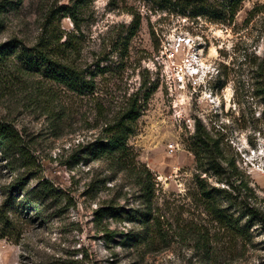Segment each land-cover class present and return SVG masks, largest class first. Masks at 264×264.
<instances>
[{"label": "rangeland", "instance_id": "rangeland-1", "mask_svg": "<svg viewBox=\"0 0 264 264\" xmlns=\"http://www.w3.org/2000/svg\"><path fill=\"white\" fill-rule=\"evenodd\" d=\"M70 3L24 0L18 12L4 13L0 42L14 37L34 42L48 10ZM125 5L141 17L126 52L119 41L133 18ZM256 6H264V0H245L228 25L212 21L204 12L182 14L148 0L89 3L80 17V61L83 68L102 70L96 78L95 96L100 99L68 100L58 87L69 113L58 133L30 105L36 87L52 84L33 76L18 80L11 72L0 71V116L10 117L32 141V173L61 193L39 219L23 227L21 241H0V264H198L192 242L178 234V225L194 219L209 226L195 202L196 182L203 179L226 188L218 178L229 170L223 160H217L218 173L207 169L205 151L194 144L197 124L218 142L221 156L234 162L258 197L259 213H264V116L251 80L252 70L264 60V8L249 16ZM56 24L67 33L75 30L68 17ZM186 59H196L193 66L199 71L181 84L175 71L186 67ZM143 83L142 92L149 97L128 146L136 163L153 175L154 204L160 215L173 223L170 228L164 222V239L156 237L151 246L125 240L127 232L137 228L135 223L111 217L102 224L95 222L99 207L111 201L120 211L138 208V193L124 174L108 171L105 162L84 155L85 147L101 136L105 118ZM36 182L32 178L29 185ZM102 225L117 234L109 238ZM251 233V242L237 250L232 261L223 257V245L217 244L220 264H264V223L255 221Z\"/></svg>", "mask_w": 264, "mask_h": 264}, {"label": "trees", "instance_id": "trees-1", "mask_svg": "<svg viewBox=\"0 0 264 264\" xmlns=\"http://www.w3.org/2000/svg\"><path fill=\"white\" fill-rule=\"evenodd\" d=\"M93 1L71 0L69 5L49 9L45 20L39 24L34 42L30 44L16 37L0 42V71L11 72L10 76L18 80L33 76L41 77L52 84L53 87L45 83L36 87L35 99L30 105L34 111L45 116L49 129L54 133L61 131L64 122L69 118L67 101L60 98L58 87L64 90L68 100L88 97L100 99L95 96L98 89L96 78L102 74V70L99 67L96 70L83 68L80 61V17L85 7ZM148 1L157 5L173 6L182 14L187 11L204 12L212 21L230 25L245 0ZM23 2L24 0H0V26L3 24L4 13L18 12ZM263 8L264 6L254 7L249 16L261 12ZM5 9L8 11H4ZM125 10L133 19L125 30L126 35L119 41L124 52L129 48V43L141 24L140 14L132 6L125 5ZM65 17L73 21V32L67 33L56 24ZM251 73L253 95L262 104L261 114L264 116V60L257 63ZM145 85L143 83L129 95L123 106L111 117L105 118L101 136L85 147L84 155L87 159L105 162L108 171L124 174L137 188L138 193V208L120 211L114 201H111L99 207L95 222L102 224L104 218L111 217L135 223L137 228L127 232L125 240L151 246L156 237L164 239V222L170 228L173 223L160 215V208L154 204L153 175L145 166L136 163L128 146L129 138L136 131L142 108L148 101L147 91L142 92ZM194 139V144L205 151L207 169L218 173L221 165L217 164V160H223L226 164V170L229 171H223V177L218 178V182H224L227 187L209 185L203 179L196 182L199 197L195 202L199 203L209 226L194 219L184 221L178 225V234L185 236L184 238L188 236L192 242L193 257L198 264H220L221 256L217 255V244L223 245V257L232 261L234 253H238L237 250L251 242L254 222L264 223V213H259L255 205L258 197L249 182L237 172L233 161L221 156L218 142L200 124L196 125ZM30 144L32 141L26 139L10 117L0 116V241H21L24 238L23 227L39 219L41 212L46 211L61 195L50 181L32 173L35 159L31 154ZM8 177L10 180L2 182L3 178ZM32 178L37 181L35 185H29ZM231 178L235 179L231 181ZM101 230L109 238L117 234L116 231H110L108 226L102 225Z\"/></svg>", "mask_w": 264, "mask_h": 264}, {"label": "built area", "instance_id": "built-area-1", "mask_svg": "<svg viewBox=\"0 0 264 264\" xmlns=\"http://www.w3.org/2000/svg\"><path fill=\"white\" fill-rule=\"evenodd\" d=\"M183 65L186 67L183 68V66H180V68H177L175 71V75L177 74L176 81L181 84L186 83L187 77L194 78L197 75V71L194 70L196 68L193 66V63L189 61V59H186ZM188 65H189V68L187 67ZM190 84L193 85V82H190Z\"/></svg>", "mask_w": 264, "mask_h": 264}, {"label": "bare ground", "instance_id": "bare-ground-1", "mask_svg": "<svg viewBox=\"0 0 264 264\" xmlns=\"http://www.w3.org/2000/svg\"><path fill=\"white\" fill-rule=\"evenodd\" d=\"M189 61H190V62H192V63H194V62L196 61V59H195V61H193V60H192V61H191V60H189ZM198 61H199V60H198ZM194 65H195V64H194ZM196 67H197V66H196ZM190 70H191V69H190ZM194 70H198V71H199V69H197V68H196V69H194Z\"/></svg>", "mask_w": 264, "mask_h": 264}]
</instances>
